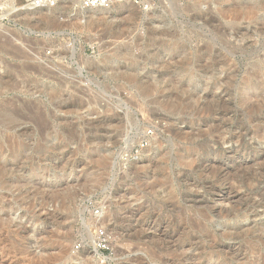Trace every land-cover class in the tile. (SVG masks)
<instances>
[{
    "label": "rangeland",
    "instance_id": "1",
    "mask_svg": "<svg viewBox=\"0 0 264 264\" xmlns=\"http://www.w3.org/2000/svg\"><path fill=\"white\" fill-rule=\"evenodd\" d=\"M24 3L0 0V264H264V0Z\"/></svg>",
    "mask_w": 264,
    "mask_h": 264
},
{
    "label": "built area",
    "instance_id": "2",
    "mask_svg": "<svg viewBox=\"0 0 264 264\" xmlns=\"http://www.w3.org/2000/svg\"><path fill=\"white\" fill-rule=\"evenodd\" d=\"M64 0H25L22 8H27L30 10L53 8L58 6ZM129 1L133 4H140L141 0H80L83 8H98L106 7L114 2ZM101 248H104L101 246Z\"/></svg>",
    "mask_w": 264,
    "mask_h": 264
},
{
    "label": "bare ground",
    "instance_id": "3",
    "mask_svg": "<svg viewBox=\"0 0 264 264\" xmlns=\"http://www.w3.org/2000/svg\"><path fill=\"white\" fill-rule=\"evenodd\" d=\"M65 1H66V0H64L63 2H65ZM63 2H62V3H63ZM60 4H61V3H60Z\"/></svg>",
    "mask_w": 264,
    "mask_h": 264
},
{
    "label": "water",
    "instance_id": "4",
    "mask_svg": "<svg viewBox=\"0 0 264 264\" xmlns=\"http://www.w3.org/2000/svg\"><path fill=\"white\" fill-rule=\"evenodd\" d=\"M52 9V8H51Z\"/></svg>",
    "mask_w": 264,
    "mask_h": 264
}]
</instances>
